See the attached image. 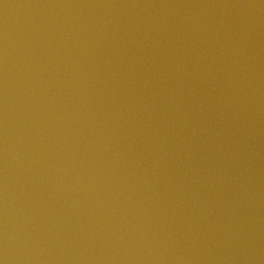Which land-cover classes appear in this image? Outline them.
I'll list each match as a JSON object with an SVG mask.
<instances>
[{
	"label": "water",
	"instance_id": "water-1",
	"mask_svg": "<svg viewBox=\"0 0 264 264\" xmlns=\"http://www.w3.org/2000/svg\"><path fill=\"white\" fill-rule=\"evenodd\" d=\"M0 264H264V0H0Z\"/></svg>",
	"mask_w": 264,
	"mask_h": 264
}]
</instances>
